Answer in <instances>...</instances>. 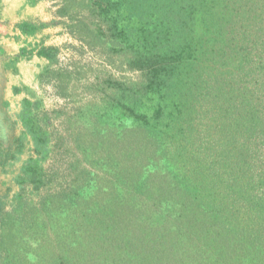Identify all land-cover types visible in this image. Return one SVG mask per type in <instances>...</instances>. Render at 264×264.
Listing matches in <instances>:
<instances>
[{
  "label": "trees",
  "instance_id": "obj_1",
  "mask_svg": "<svg viewBox=\"0 0 264 264\" xmlns=\"http://www.w3.org/2000/svg\"><path fill=\"white\" fill-rule=\"evenodd\" d=\"M42 1L73 57L20 50L60 105L0 141V264H264V0Z\"/></svg>",
  "mask_w": 264,
  "mask_h": 264
},
{
  "label": "rangeland",
  "instance_id": "obj_2",
  "mask_svg": "<svg viewBox=\"0 0 264 264\" xmlns=\"http://www.w3.org/2000/svg\"><path fill=\"white\" fill-rule=\"evenodd\" d=\"M22 4L19 0H0V141L13 147L14 139L22 132L17 116L23 99L41 100L45 109L60 105L51 89L39 81L41 72L49 64L47 60L36 55L19 60L21 48L36 50L44 43L45 47L58 48L57 62L62 64L73 57L68 46L75 43L69 37L66 41L62 39L61 30L65 26L63 21L54 19L53 3L42 1L28 7ZM26 20L41 26V30L29 38L20 37L16 30L17 24ZM10 179L0 174V182L10 184Z\"/></svg>",
  "mask_w": 264,
  "mask_h": 264
},
{
  "label": "crops",
  "instance_id": "obj_3",
  "mask_svg": "<svg viewBox=\"0 0 264 264\" xmlns=\"http://www.w3.org/2000/svg\"><path fill=\"white\" fill-rule=\"evenodd\" d=\"M2 1H5V0H2ZM19 1H21V3L23 2V6L24 7H28V6H26V3H25V1L26 0H19ZM55 19V18H54ZM30 21H33V20H30ZM36 23V22H35ZM17 30V29H16ZM18 31V30H17ZM61 32H63V38L62 39H65V41L66 40H68L67 38L69 37V40L71 41L72 40V38H71V36L67 33V31L65 30V29H63V30H61ZM58 40V38H56V41ZM45 44V43H44ZM43 44V45H44ZM46 45V44H45Z\"/></svg>",
  "mask_w": 264,
  "mask_h": 264
}]
</instances>
